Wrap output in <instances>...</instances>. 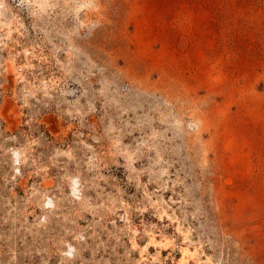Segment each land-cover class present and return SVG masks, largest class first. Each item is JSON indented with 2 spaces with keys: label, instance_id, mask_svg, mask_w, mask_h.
Returning a JSON list of instances; mask_svg holds the SVG:
<instances>
[{
  "label": "rangeland",
  "instance_id": "1",
  "mask_svg": "<svg viewBox=\"0 0 264 264\" xmlns=\"http://www.w3.org/2000/svg\"><path fill=\"white\" fill-rule=\"evenodd\" d=\"M0 2V264H264V0Z\"/></svg>",
  "mask_w": 264,
  "mask_h": 264
},
{
  "label": "clouds",
  "instance_id": "2",
  "mask_svg": "<svg viewBox=\"0 0 264 264\" xmlns=\"http://www.w3.org/2000/svg\"><path fill=\"white\" fill-rule=\"evenodd\" d=\"M0 6H3L5 8V12H7V6L6 5H2V2H0ZM89 6L90 5L87 3L80 5L81 8H87ZM36 7L42 9V8L46 7V5L43 3H38L36 5ZM15 19H16V17L13 16L12 20H15ZM12 20H8L6 18V15H2V18H0V28L5 29L10 33L13 30ZM20 27H22V25H20Z\"/></svg>",
  "mask_w": 264,
  "mask_h": 264
},
{
  "label": "bare ground",
  "instance_id": "3",
  "mask_svg": "<svg viewBox=\"0 0 264 264\" xmlns=\"http://www.w3.org/2000/svg\"><path fill=\"white\" fill-rule=\"evenodd\" d=\"M193 251V250H192ZM195 252V251H194ZM196 255V254H195ZM194 255V253L192 252H189L186 248L182 249L181 250V257H180V261H179V264H188L187 263V259L189 257L191 258H195L196 256ZM199 263V262H198ZM205 263V262H204Z\"/></svg>",
  "mask_w": 264,
  "mask_h": 264
}]
</instances>
